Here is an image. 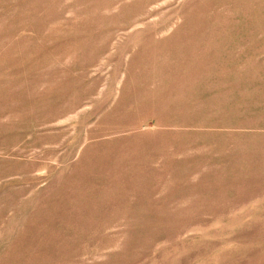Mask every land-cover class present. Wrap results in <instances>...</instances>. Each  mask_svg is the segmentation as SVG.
<instances>
[{"label": "rangeland", "instance_id": "rangeland-1", "mask_svg": "<svg viewBox=\"0 0 264 264\" xmlns=\"http://www.w3.org/2000/svg\"><path fill=\"white\" fill-rule=\"evenodd\" d=\"M0 264H264V0H0Z\"/></svg>", "mask_w": 264, "mask_h": 264}]
</instances>
